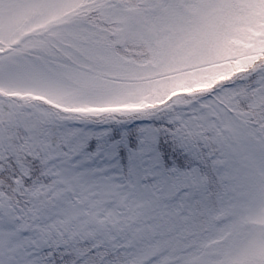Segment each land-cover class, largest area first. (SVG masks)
<instances>
[{"label":"snow or ice","instance_id":"obj_1","mask_svg":"<svg viewBox=\"0 0 264 264\" xmlns=\"http://www.w3.org/2000/svg\"><path fill=\"white\" fill-rule=\"evenodd\" d=\"M0 264H264V0H0Z\"/></svg>","mask_w":264,"mask_h":264}]
</instances>
